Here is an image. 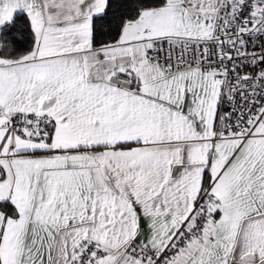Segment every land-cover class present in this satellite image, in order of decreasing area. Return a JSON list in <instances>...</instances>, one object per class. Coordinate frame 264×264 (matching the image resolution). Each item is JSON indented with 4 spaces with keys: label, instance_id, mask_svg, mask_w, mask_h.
<instances>
[{
    "label": "snow or ice",
    "instance_id": "obj_1",
    "mask_svg": "<svg viewBox=\"0 0 264 264\" xmlns=\"http://www.w3.org/2000/svg\"><path fill=\"white\" fill-rule=\"evenodd\" d=\"M0 264H264V0H0Z\"/></svg>",
    "mask_w": 264,
    "mask_h": 264
}]
</instances>
